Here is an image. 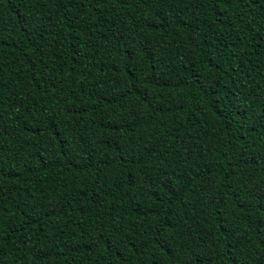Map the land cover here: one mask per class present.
I'll list each match as a JSON object with an SVG mask.
<instances>
[{
    "label": "trees",
    "instance_id": "trees-1",
    "mask_svg": "<svg viewBox=\"0 0 264 264\" xmlns=\"http://www.w3.org/2000/svg\"><path fill=\"white\" fill-rule=\"evenodd\" d=\"M0 264H264V0H0Z\"/></svg>",
    "mask_w": 264,
    "mask_h": 264
}]
</instances>
